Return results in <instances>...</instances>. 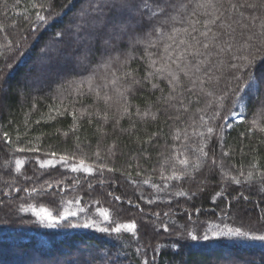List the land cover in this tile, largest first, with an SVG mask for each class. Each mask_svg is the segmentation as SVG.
I'll list each match as a JSON object with an SVG mask.
<instances>
[{"label": "trees", "instance_id": "16d2710c", "mask_svg": "<svg viewBox=\"0 0 264 264\" xmlns=\"http://www.w3.org/2000/svg\"><path fill=\"white\" fill-rule=\"evenodd\" d=\"M231 2L239 5L227 12L231 37L211 49L208 75L199 73L194 87L184 78L173 91L167 80L145 79L150 60L162 63L163 42L150 47L151 28L139 44L95 50L85 71L76 27L97 14V0H0V264H264V242L235 234L264 235V0ZM225 42L231 49L220 51ZM125 72L141 85L130 86ZM90 76L107 104L88 91ZM233 111L244 119H229ZM63 157L114 171L56 164L29 173L38 160ZM17 159L25 161L19 172ZM44 207L57 218L77 215L53 224L34 214ZM133 222L135 235L114 231Z\"/></svg>", "mask_w": 264, "mask_h": 264}, {"label": "snow or ice", "instance_id": "6c2138e0", "mask_svg": "<svg viewBox=\"0 0 264 264\" xmlns=\"http://www.w3.org/2000/svg\"><path fill=\"white\" fill-rule=\"evenodd\" d=\"M224 3L225 0H186V2L185 0H179L177 6L175 4H169L168 0H97L95 8L97 14L84 19L83 23L76 27L77 38L74 44L81 48V53L77 57L78 63L84 66L85 71H87L89 56L93 54L95 50H100L103 53L109 50L116 51L120 47L126 48L128 42L139 44L141 41L136 39L137 35L142 36L148 28H151L150 34L156 37V42L150 43V47L158 48L160 42H163L162 63L157 67L158 61L155 59L150 60L149 67L154 71H149L145 79L157 76L160 79L167 80L172 90L175 91V87L177 85L182 86V79L186 78L194 87L197 80L200 79L199 73L203 71L204 75H208L209 69L204 66L210 65L211 63L209 59L212 54L211 49L215 46H219L222 36L228 35L231 37V33L228 32V29L231 28V24L227 22L230 19L227 16V12L229 10H236L239 5L228 0V8H225ZM181 9L183 11H181ZM221 9H224V11H221ZM172 11H176L180 16L179 21H177L176 16L172 15ZM36 15L40 21H45L46 18L44 16L39 13ZM176 23H179L182 27H176ZM185 24L187 25L186 27L183 26ZM214 28L216 31H213ZM261 28L264 29V24L261 25ZM232 31L234 32L235 30L233 29ZM60 35L62 39L63 33ZM97 43L99 44L98 49L96 48ZM231 47L230 44L225 42V47L220 48V51H225V48L230 50ZM151 55L153 54L149 53V56ZM110 59L115 63L119 60V57H110ZM243 59L247 60L248 58L243 57ZM126 63L127 61H125V64ZM230 67L236 68L237 65L230 64ZM124 75L125 79L129 81L130 86L141 85V81L135 79L131 72H125ZM92 76H95V72L92 73ZM211 78L212 77L209 76V80ZM91 80L92 77L90 76L88 78V91L94 92L98 101H103L107 104L111 97L106 93L101 95V87L99 85L93 87ZM206 82L207 81H201V83ZM80 83L82 86L85 81H81ZM110 83L115 86L117 84V79H112ZM261 86H264V81H261ZM103 87H107V85ZM152 87L156 88L158 85L153 84ZM130 90L131 87L125 89V91ZM192 90V87L186 89V91L190 93ZM76 92L78 95H84L81 87H77ZM119 94L124 99L125 105H127L128 101L124 93L120 92ZM208 95H211V93H208ZM240 106L244 107L243 104ZM124 113H128L127 106L124 107ZM145 115H147V113H145ZM73 118L75 119L74 114ZM153 119H155V117H153ZM230 119L242 120L244 119V113L241 111H233ZM37 123H39V121H37ZM252 124L254 126L258 125L259 121L254 119ZM258 131L264 133V127H258ZM212 132L213 129L209 127L208 133ZM65 135H67V133H65ZM4 136L7 139L8 134L5 133ZM17 139H20L19 136ZM16 150L19 152L37 151L35 148H18ZM203 154L207 156L206 152ZM52 155L55 156L56 154L52 153ZM94 155L98 160L100 159L99 151ZM224 155L227 156L228 153L225 152ZM24 163L25 161L22 159H17L15 161L17 172L20 171ZM60 163L67 164L68 159L63 157ZM181 163L187 165L188 161L182 160ZM213 164H215L214 160ZM45 166L55 167V164H53L52 161H48L47 164H41V167ZM196 167L198 168L199 166L197 165ZM105 169L108 172L114 171L113 168L103 164L96 165L94 169L86 165L83 160H81L78 165H73L71 167V171L74 173L83 172L88 175H92L94 171L102 175ZM171 179H180V177L173 176ZM235 182L239 183L238 180ZM101 183H103L102 180ZM31 191L37 192L36 189H32ZM177 194L181 196L185 195L183 192ZM117 199H119V197H117ZM148 202L152 203L153 201L149 200ZM23 210L27 211L28 209ZM33 212L41 220L46 219L53 224L57 223L58 219H66L68 215H77V213L71 212L57 218L53 216L52 212L46 207L41 208L39 211L33 208ZM166 214L167 213H165V215ZM100 215L105 221L109 219V213L107 211H101ZM156 215L159 214L157 213ZM92 223L94 224L95 221H92ZM83 226L89 227L90 224L85 223ZM122 229L135 235L137 225L134 222L123 224L116 227L114 231L120 233ZM102 231L107 232L108 229L105 228L102 229ZM165 231H167V227H165ZM231 231L232 230H229L230 233ZM235 234L264 242V235H250L249 231L241 232L239 229L235 230ZM202 238L207 240L208 236L204 235ZM192 239H197V236L192 235ZM145 264H147V262H145Z\"/></svg>", "mask_w": 264, "mask_h": 264}, {"label": "rangeland", "instance_id": "374dc122", "mask_svg": "<svg viewBox=\"0 0 264 264\" xmlns=\"http://www.w3.org/2000/svg\"><path fill=\"white\" fill-rule=\"evenodd\" d=\"M232 116V114L229 116V119H230V117ZM232 120V119H231ZM233 121H239V120H233ZM48 161H52V163L53 164H60V165H62V166H67V167H69V169L71 170V167L73 166V165H78L79 164V162H75V163H73V162H69L68 161V163L67 164H62V163H60V161H61V159H54V158H50V159H42L41 161H37V165H38V167L40 168L39 170L37 169V170H34V169H32V168H30V171H29V173H32L33 174V177H35L36 175H37V173H41V171H44V169H47V168H50L51 166H45V167H41V164H47V162ZM87 165V164H86ZM88 166H90V167H92L91 165H88ZM94 168V167H93ZM95 169V168H94ZM40 171V172H39ZM27 173H28V171H27ZM86 174V173H85ZM96 174H99V173H97V172H93V175H96ZM101 175V174H100ZM103 175V174H102ZM27 176H30V174H27ZM66 203V205H65V207L68 209L70 206H71V204H72V202L71 201H66L65 202ZM121 226V225H120Z\"/></svg>", "mask_w": 264, "mask_h": 264}]
</instances>
